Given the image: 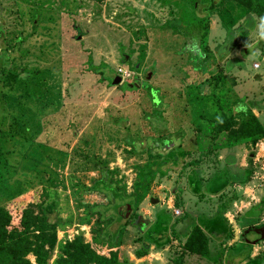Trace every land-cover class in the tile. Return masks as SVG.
<instances>
[{
    "label": "rangeland",
    "instance_id": "1",
    "mask_svg": "<svg viewBox=\"0 0 264 264\" xmlns=\"http://www.w3.org/2000/svg\"><path fill=\"white\" fill-rule=\"evenodd\" d=\"M235 9L0 0V208L56 204L48 264L75 238L119 264H264V139L208 148L212 121L238 106L264 127L261 18L233 23L229 39L221 16ZM201 19L198 52V30L187 29ZM99 167L123 199L95 188ZM194 226L207 257L183 250Z\"/></svg>",
    "mask_w": 264,
    "mask_h": 264
},
{
    "label": "trees",
    "instance_id": "2",
    "mask_svg": "<svg viewBox=\"0 0 264 264\" xmlns=\"http://www.w3.org/2000/svg\"><path fill=\"white\" fill-rule=\"evenodd\" d=\"M226 1L232 2L236 6V9L233 10L235 16H232L229 10H224V15L221 16L223 28L228 32L229 39H233L231 34L233 23L239 22L247 15L264 17V0ZM193 26L195 27L191 28L192 25H190L187 31L189 30L192 35L195 28L198 30L197 36H194L198 40V47L194 49L199 52L207 36L208 23L206 20L201 19L195 22ZM232 45V41L226 40L220 48H228ZM202 56H200L201 60ZM2 66L3 62L0 61V69ZM195 66L197 69L204 70L201 62L199 65L196 63ZM150 98L153 105L157 106L159 101L155 100V95L150 94ZM237 112L236 115H222L219 119L212 121L213 128L209 137V149L220 140L230 144L240 142L256 144L259 140L264 139V127L252 111L245 106H238ZM156 114L158 113L155 112L154 117L151 119L160 120ZM160 129V127L154 126L155 131ZM98 170L101 179L95 188L106 193L111 201L115 202L117 198L123 199V194L110 183L105 169L99 167ZM44 202L39 200L33 204L38 213L31 209L32 204L24 209H19V211H17L18 208L12 206L0 208V264H48L57 245L56 228L60 224V220L51 221L50 219L56 204L52 203L45 206ZM182 246L183 250L191 255L207 257L209 254L208 237L198 226L192 227ZM30 257L33 258V261ZM53 264L119 263L116 252H111L108 257L99 255L89 243L75 238L65 241ZM177 264L181 263L177 262Z\"/></svg>",
    "mask_w": 264,
    "mask_h": 264
},
{
    "label": "water",
    "instance_id": "3",
    "mask_svg": "<svg viewBox=\"0 0 264 264\" xmlns=\"http://www.w3.org/2000/svg\"><path fill=\"white\" fill-rule=\"evenodd\" d=\"M146 78L149 79V78H150V74H147V75H146ZM121 82H122L121 77L116 76V77L114 78L112 84H113L114 86H116V85H119ZM151 203H153V204L156 203V200L152 199V200H151Z\"/></svg>",
    "mask_w": 264,
    "mask_h": 264
},
{
    "label": "clouds",
    "instance_id": "4",
    "mask_svg": "<svg viewBox=\"0 0 264 264\" xmlns=\"http://www.w3.org/2000/svg\"><path fill=\"white\" fill-rule=\"evenodd\" d=\"M259 38L264 39V17L260 19V27H259ZM258 54V53H256Z\"/></svg>",
    "mask_w": 264,
    "mask_h": 264
}]
</instances>
